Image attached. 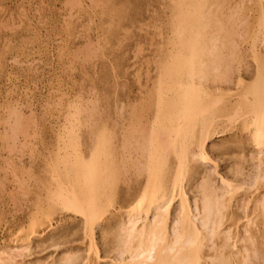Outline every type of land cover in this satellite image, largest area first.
Masks as SVG:
<instances>
[{
  "label": "bare ground",
  "instance_id": "obj_1",
  "mask_svg": "<svg viewBox=\"0 0 264 264\" xmlns=\"http://www.w3.org/2000/svg\"><path fill=\"white\" fill-rule=\"evenodd\" d=\"M249 1L170 0V34L136 101L128 106L113 97L107 113L97 93L85 107L63 105L72 110L70 124L45 163L44 198L28 226L0 243V264H17L60 212L80 219L86 246L53 264H264V0H255L254 25ZM243 43L253 57L248 79ZM13 106L1 136L10 152L35 120ZM239 126L235 146L244 147L246 136L249 155L238 152L234 176L217 183L200 170L214 163L207 141Z\"/></svg>",
  "mask_w": 264,
  "mask_h": 264
},
{
  "label": "rangeland",
  "instance_id": "obj_2",
  "mask_svg": "<svg viewBox=\"0 0 264 264\" xmlns=\"http://www.w3.org/2000/svg\"><path fill=\"white\" fill-rule=\"evenodd\" d=\"M72 1L0 0V243L22 226H28L44 198L45 163L57 150L59 131L70 124L69 105L87 106L96 100L97 93L103 112L112 109L113 97L129 106L141 96L149 76L154 75L155 58L170 34L167 22L170 0H81L82 7L71 6ZM253 1L247 3L250 23L254 18L251 25L257 15V3ZM249 46L243 43L247 50L241 67L245 79L253 71ZM86 49L96 52L91 51V57L86 58ZM66 103L68 107H63ZM12 105L23 110L26 117L33 116L29 118L36 122L31 120L27 139L22 136L16 151L10 152L1 136L8 127L7 108ZM86 128L89 129L84 126L82 134L88 133L84 131ZM235 129L216 133L207 141V152L214 163H203L200 170L212 173L217 183L221 182V176H234L230 168L237 163L238 152L245 150L249 155L246 136L241 140L246 147L235 146L233 135L242 137L241 127ZM8 160L14 165H8ZM248 165L243 163L246 171ZM73 217L70 212L56 214L51 227L54 231L47 224L42 226L39 234L43 237L34 236L30 250L18 258L17 264H53L69 249L83 253L86 244L80 219L74 221Z\"/></svg>",
  "mask_w": 264,
  "mask_h": 264
}]
</instances>
